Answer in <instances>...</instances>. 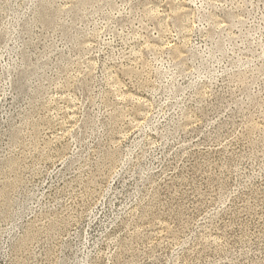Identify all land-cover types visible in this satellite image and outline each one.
<instances>
[{
	"label": "rangeland",
	"instance_id": "rangeland-1",
	"mask_svg": "<svg viewBox=\"0 0 264 264\" xmlns=\"http://www.w3.org/2000/svg\"><path fill=\"white\" fill-rule=\"evenodd\" d=\"M0 264H264V0H0Z\"/></svg>",
	"mask_w": 264,
	"mask_h": 264
}]
</instances>
